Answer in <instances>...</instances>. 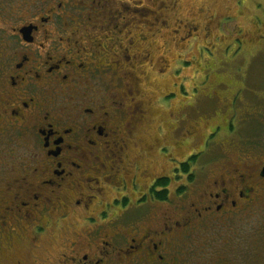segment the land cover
Segmentation results:
<instances>
[{
    "label": "flooded vegetation",
    "instance_id": "1",
    "mask_svg": "<svg viewBox=\"0 0 264 264\" xmlns=\"http://www.w3.org/2000/svg\"><path fill=\"white\" fill-rule=\"evenodd\" d=\"M145 1L0 0V264H168L181 244L214 239L219 264H231L237 235L252 233L239 223L262 210L255 146L219 152L198 174L190 153L170 159V177L139 180L148 171L131 149L142 116L135 97L133 108L122 99L139 86L134 72L152 66L148 37L168 30L175 6ZM171 178L186 181L176 200ZM53 228L64 232L56 258L31 253Z\"/></svg>",
    "mask_w": 264,
    "mask_h": 264
},
{
    "label": "rangeland",
    "instance_id": "2",
    "mask_svg": "<svg viewBox=\"0 0 264 264\" xmlns=\"http://www.w3.org/2000/svg\"><path fill=\"white\" fill-rule=\"evenodd\" d=\"M174 1V9L166 14L168 30L148 37L147 26L142 27L140 32L146 34L152 50V66L134 72L140 78L139 86L122 99L126 108H133L129 97H135L133 110L142 116L134 134L137 146L131 152L139 153L136 163L148 171L147 177H139L145 183L158 176L170 177L176 168L170 159L175 165L190 153L195 156L191 163L197 161L192 166L197 174L206 163L215 161L219 152L220 156L228 153L232 159L236 157V147L255 146L254 155L264 156L260 154L264 152V0H169ZM128 2L132 7L149 5L145 0ZM176 28L183 40L172 33ZM187 30L193 31L190 40L183 37ZM184 183V179H173L170 200H176L173 190ZM189 187L195 190L200 185ZM258 206L262 210L255 209L252 217L239 223L253 225V230L237 235L241 245L237 254L228 258L231 264L261 259L264 264V196ZM167 209L171 214L173 209ZM63 235L62 230L51 229L41 239L40 248L31 253L56 258ZM219 237L226 240L227 233L217 234ZM202 242L181 244L178 252L184 259L175 255L179 262L171 257L165 262L219 264L215 252L222 245L214 239L207 249Z\"/></svg>",
    "mask_w": 264,
    "mask_h": 264
},
{
    "label": "trees",
    "instance_id": "3",
    "mask_svg": "<svg viewBox=\"0 0 264 264\" xmlns=\"http://www.w3.org/2000/svg\"><path fill=\"white\" fill-rule=\"evenodd\" d=\"M166 192L161 193V195L158 197L160 200H163L165 198Z\"/></svg>",
    "mask_w": 264,
    "mask_h": 264
},
{
    "label": "water",
    "instance_id": "4",
    "mask_svg": "<svg viewBox=\"0 0 264 264\" xmlns=\"http://www.w3.org/2000/svg\"><path fill=\"white\" fill-rule=\"evenodd\" d=\"M261 177L264 178V167L261 170Z\"/></svg>",
    "mask_w": 264,
    "mask_h": 264
}]
</instances>
